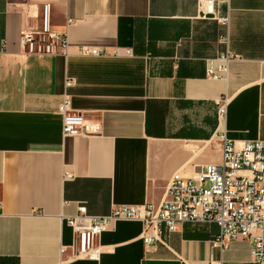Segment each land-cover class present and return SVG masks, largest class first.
<instances>
[{
    "label": "crops",
    "instance_id": "obj_1",
    "mask_svg": "<svg viewBox=\"0 0 264 264\" xmlns=\"http://www.w3.org/2000/svg\"><path fill=\"white\" fill-rule=\"evenodd\" d=\"M45 4L51 29L67 34L66 55L20 46ZM215 9L203 16L197 0H0V264L221 258L210 248L216 225L184 224L146 249L142 222L114 221L90 260L67 224L80 207L106 216L121 205L158 206L174 174L193 178L221 163V135L237 147L264 142V0H216ZM227 52L238 58L226 79L207 78V64ZM65 97L98 134L64 137ZM222 259L256 264L247 240Z\"/></svg>",
    "mask_w": 264,
    "mask_h": 264
},
{
    "label": "built area",
    "instance_id": "obj_2",
    "mask_svg": "<svg viewBox=\"0 0 264 264\" xmlns=\"http://www.w3.org/2000/svg\"><path fill=\"white\" fill-rule=\"evenodd\" d=\"M203 16H215L216 0H197ZM39 25L20 33V46L25 53L39 56L67 54L66 33L54 32L50 24V5L41 8ZM226 22V21H224ZM228 44V39H224ZM81 53L102 56L107 51L82 48ZM238 57L227 52L218 64H207L206 76L210 79H226L228 64ZM73 85L66 81V87ZM226 98L217 104L218 120L225 117ZM62 133L64 137H89L99 133L98 126L89 123L82 113L69 109V99L64 98ZM222 161L209 164L197 176L190 178L176 173L172 176L164 200L158 205H121L106 216H88L85 207L79 214L67 219L77 236L76 251L90 260L98 259L99 236L119 220L140 221L144 225L142 241L150 248L161 242L164 232L176 233L184 224L216 225L218 233L210 241V248L218 251L220 259L210 255V264H229L222 255L238 240L251 245L254 263L264 264V142L235 143L221 135Z\"/></svg>",
    "mask_w": 264,
    "mask_h": 264
}]
</instances>
